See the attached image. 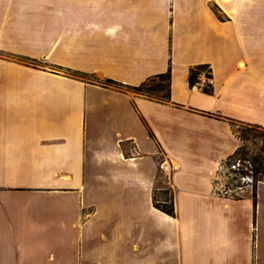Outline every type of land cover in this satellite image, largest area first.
<instances>
[{"label": "crops", "instance_id": "1", "mask_svg": "<svg viewBox=\"0 0 264 264\" xmlns=\"http://www.w3.org/2000/svg\"><path fill=\"white\" fill-rule=\"evenodd\" d=\"M1 19L0 36L99 79L137 85L169 67L170 99L0 59L33 74L0 90V264H44L41 244L53 264H259L219 170L233 123L264 126V0H0ZM198 64L211 93L189 83ZM161 159L174 215L153 206Z\"/></svg>", "mask_w": 264, "mask_h": 264}, {"label": "rangeland", "instance_id": "2", "mask_svg": "<svg viewBox=\"0 0 264 264\" xmlns=\"http://www.w3.org/2000/svg\"><path fill=\"white\" fill-rule=\"evenodd\" d=\"M11 21H6L5 19H1L0 20V26H3V28L5 27L6 24H9ZM19 22L18 20H16L14 23ZM26 23H34L35 21L33 20H27L24 21ZM32 23V24H33ZM31 26V25H29ZM44 38L45 42L41 43V49H46L49 44L51 45V41H52V37H42ZM0 44L4 45V44H8L11 47H15V48H25L24 50H28L30 52H21V51H11V50H3L0 49V59H4V60H8V61H13V62H17L29 67H33L36 69H42V70H47V71H51V72H62L65 74H69V71H67L66 69H64V67L60 66L57 67L55 63H53L51 60H49L48 55L44 56V54L41 52H38L39 47L37 45L36 42H32L30 44H25L23 45V42L21 41L20 37H6V36H0ZM32 51V52H31ZM31 75H33L32 73L25 71V70H20L18 67H15L13 65H8V64H3L0 61V78L3 79L1 81L2 85L0 84V90L1 91H6V81H4V79L7 76H12L15 78H27L30 77ZM85 79H90V80H97L99 79L97 76L95 75H87L85 77H82ZM104 79H99V81H102ZM10 87L13 85L8 84ZM16 86L19 87L18 84H16ZM240 123H236V125H239ZM254 142H252L251 140L247 142V146L250 152H256L257 151V146H258V142L257 144H253ZM234 165L231 166V168H233ZM219 192L225 196H229L230 194H234L237 197H243V200L238 204V226L242 227L244 223V225L248 223V221L250 223H253L254 228L252 231V238H253V253L255 256V259L259 256L260 262L264 264V182L263 181H259L257 183V187H256V205H253V201H252V196L251 191H252V187H251V178L247 177V176H241L238 173H233L230 169V167L223 165L221 163V167L219 170ZM159 176V186L162 187L161 189H168L169 185L167 183V179L164 178V173L161 172L159 170L158 173ZM247 190L249 192H247ZM160 192L161 190H157V197L160 196ZM226 192V193H225ZM169 194V192H168ZM21 199H23L22 197L17 196L15 199H11L10 202H7V205H10L12 207V205L14 204H18L21 205L24 203V201L21 202ZM17 200V201H16ZM52 200L50 201H45V203H41V223H49L53 217H55V213L52 211V208H48L49 211H45V208L47 207V205H51ZM13 214V217H11ZM8 216H6V219H4L5 223H15L14 219L17 223V220L20 221V223H27L26 221L23 222L22 220V216L24 215V213L19 214V213H12ZM15 215V217H14ZM26 215V213H25ZM53 223V222H51ZM242 224V225H241ZM48 229L50 231V233L52 232V234L49 233H42L41 232V241H46L45 239L49 238V236H54V231L55 228H51ZM47 244V243H45ZM46 245H42L41 244V262H43L44 264H53L54 262H52L51 260L53 258H48L51 250L54 251L53 248H47ZM29 248V246H26ZM22 249L19 248L18 249V254L22 253ZM0 256H1V252H0ZM259 262V264H261Z\"/></svg>", "mask_w": 264, "mask_h": 264}, {"label": "trees", "instance_id": "3", "mask_svg": "<svg viewBox=\"0 0 264 264\" xmlns=\"http://www.w3.org/2000/svg\"><path fill=\"white\" fill-rule=\"evenodd\" d=\"M211 10L220 20L228 19L227 15L223 13L221 8L215 4L210 3ZM60 67L59 65H56ZM71 75L85 77L92 75L87 72L78 71L69 67H64ZM206 70L210 75V68L208 64H198L190 68L188 80L190 85H194L202 71ZM101 84L111 86L120 90H128L135 93L142 94L148 98L158 101H168L170 99V68L166 71L156 73L148 76L137 85H128L111 78H105L100 81ZM204 92L211 93V84H206L202 87ZM239 125L233 123L234 132L239 140V144L236 149L229 154L222 164L230 167L233 173H238L241 176H247L251 178V196L253 205H256V187L259 181L264 182V126L257 123L239 122ZM257 144V151L250 152L247 146L248 141ZM234 165L233 168L231 166ZM169 192V194H168ZM226 193V192H225ZM230 197L239 199L234 194H230ZM153 206L168 215H174V202L170 188L161 190L160 196L157 197V190L154 191Z\"/></svg>", "mask_w": 264, "mask_h": 264}, {"label": "built area", "instance_id": "4", "mask_svg": "<svg viewBox=\"0 0 264 264\" xmlns=\"http://www.w3.org/2000/svg\"><path fill=\"white\" fill-rule=\"evenodd\" d=\"M211 83H212V77L205 70L199 75V79L194 85L204 86L206 84H211ZM159 169L162 172H166V171H170L171 167H170V165L167 163V161L165 159H161L159 161Z\"/></svg>", "mask_w": 264, "mask_h": 264}]
</instances>
